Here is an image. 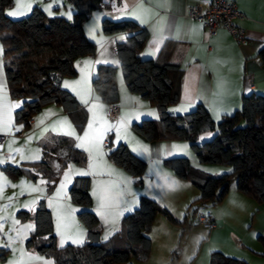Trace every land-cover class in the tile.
<instances>
[{
    "label": "crops",
    "instance_id": "crops-1",
    "mask_svg": "<svg viewBox=\"0 0 264 264\" xmlns=\"http://www.w3.org/2000/svg\"><path fill=\"white\" fill-rule=\"evenodd\" d=\"M107 1L108 7L94 10L83 24L86 35L97 45L96 53L76 58L74 67L77 74L67 76L62 81L64 87L65 81L81 82L75 86L77 91L65 88L74 93L87 111L86 123L82 130L77 131L72 116L58 103L45 105L33 116L28 127L24 123L16 122L15 111L18 107L11 108V105L17 103L20 105L21 100L13 98L10 93L4 48L0 40V108L4 111L10 109L11 115L8 128L0 130L1 134L6 135L5 141L0 144V247L8 250L6 258L0 259V264H53L49 256L26 246V241L34 229V213L41 198L46 199L51 210L58 245L62 246V240L66 242L63 246L69 243L77 244L73 242L76 239L82 238L83 242L86 240L87 227L78 216L77 224H65L66 229H69L67 234L62 235L60 224L58 230L55 210L58 213L59 208L70 210L73 204L78 205L72 202L69 189L68 193L58 197L55 190L47 193L46 178L33 179L30 176L13 178L3 169V166L8 164L22 165L40 160L43 156L41 143L50 134L68 135L69 131H74L75 135L68 136L73 137L78 145L81 141L76 137H83L85 132L89 131V123H93L92 142L83 148L87 152L85 165L70 163L62 167L60 172L69 173L67 182L70 184L76 176H90L92 209L100 219L103 239L121 228L119 221L138 206L140 195L154 196L148 193L151 187L147 182L139 185L135 176L108 158L109 143L116 146L124 142L134 153L145 159L147 165L143 173L144 180L159 181L163 194L173 197L178 204L197 197L194 186L192 188L188 180L176 176L164 162L179 155L189 156L193 160V150L186 140L151 141L134 129V123L144 118H158L159 111L156 105L127 88L120 69L116 45L118 41L125 40L128 33L105 34L102 31V20L105 17L114 20L132 19L149 30V39L140 52L143 58H157L165 42H173L170 55L182 70L180 99L169 106V111L173 114L187 113L197 104H204L213 118L219 121L223 115L233 113L241 106L243 94H264V64L256 57L264 46V0H234L245 14V17L237 20L247 33L246 41L240 44L224 27L219 28L217 33L210 37L203 22L187 17L185 12L189 4L200 2L207 6L211 0ZM29 4L30 9L26 7ZM18 6L25 14L10 15ZM34 6L41 7L50 16L61 15L69 20L73 19L74 8L68 0H13L6 13L12 18H21L29 14ZM142 19L146 23H142ZM153 41L159 42L158 51L157 44ZM101 64L117 67L116 78L120 93L117 102L120 105V117L114 127L106 115L107 103L100 99L92 85L97 67ZM81 95L88 101L87 104L83 102ZM153 112L156 115H152ZM97 129L100 132H97ZM108 134L113 136L112 141L105 138ZM185 145L186 149L183 148ZM143 147H146L147 151H143ZM89 148L94 151V155L92 163L87 167L91 157ZM96 178L99 180L96 181ZM213 205L216 208L212 213L209 212L208 217L213 222V226L209 227L213 229L210 236L223 230H228L230 236L218 238L216 241L222 244L219 245L221 247H216L217 249L211 247L207 259L209 260L212 251L220 250L250 264H264V242L261 238L264 224L256 225L255 229L263 246L258 241L255 244L248 241L249 243H242L244 246L236 244L232 247L231 240L234 237L239 240L241 235L237 233V224H226L224 218L225 213L235 214L250 208L264 221V203H258L252 197L243 194L233 184L227 196ZM76 210L78 215L81 208L77 207ZM16 224L22 228L19 236H16L18 234ZM28 225L32 227L29 228ZM11 227L15 228L14 231H10ZM245 237L248 239V236ZM210 239L212 240V237Z\"/></svg>",
    "mask_w": 264,
    "mask_h": 264
},
{
    "label": "trees",
    "instance_id": "trees-1",
    "mask_svg": "<svg viewBox=\"0 0 264 264\" xmlns=\"http://www.w3.org/2000/svg\"><path fill=\"white\" fill-rule=\"evenodd\" d=\"M68 1L74 8L72 20L61 15L50 16L39 6H34L24 17L12 18L6 9L13 0H0V40L6 77L12 97L21 100L15 111L16 122L27 127L33 116L49 103L60 104L72 116L76 129L82 130L86 123V109L62 81L77 74L76 58L96 53L97 45L86 35L83 24L94 10L108 7L109 2ZM102 31L108 35L128 33L127 38L116 45L124 82L131 92L156 105L159 111L158 118H144L134 123V129L151 141L186 140L200 162L231 167L222 175H212L195 166L185 155L166 159L165 164L176 176L198 187L200 193L193 200L194 204L221 202L233 183L243 194L264 203V94H243L241 106L219 121L204 104H197L187 113L173 114L169 106L180 99L182 77L179 64L170 55L173 42L166 41L157 58H143L140 52L150 36L146 27L132 19L105 17ZM256 57L264 64V46ZM116 72V66L101 64L93 78L94 91L106 103L119 100ZM208 131L215 135L200 142V136ZM41 145L43 156L40 160L22 165L8 164L3 169L13 178L44 177L46 191L51 193L62 167L70 163L85 165L87 153L68 135L50 134ZM107 156L135 176L139 185L143 184L147 162L126 143L110 147ZM90 187V176L79 175L69 188L72 202L85 207L78 212L79 219L87 227L85 242L58 245L51 210L46 199L41 198L34 213V229L26 241L27 248L51 257L53 264H134L132 259L146 261L149 256L152 248L149 231L158 213H163L175 224L186 222L157 200L140 195L138 206L123 216L121 228L103 239L100 219L92 209ZM7 251L0 247V259L6 258ZM209 264L250 263L214 250L210 253Z\"/></svg>",
    "mask_w": 264,
    "mask_h": 264
},
{
    "label": "rangeland",
    "instance_id": "rangeland-1",
    "mask_svg": "<svg viewBox=\"0 0 264 264\" xmlns=\"http://www.w3.org/2000/svg\"><path fill=\"white\" fill-rule=\"evenodd\" d=\"M112 126L114 127L113 124ZM77 131L79 130L77 129ZM212 132L213 131H208L206 133H203L200 136V142L211 139L215 135L214 134L215 132L213 134ZM112 137L113 136L110 134L105 136V138L108 139L110 138L111 141H112ZM186 142L190 145L188 141ZM114 145L115 144L113 143L112 144L109 143L107 150H109L110 147H114ZM192 152L194 155V159L191 160L189 156L187 157L190 158L191 162L195 166L204 169L206 172L211 173L212 175H222L230 171L231 167L225 164L202 163L198 160L194 151ZM90 155L91 157L88 166L86 165L87 167H89V165L93 161L94 151H91ZM66 174L69 173L65 172L59 175L58 183L54 188L55 193L58 197L68 193V189L71 186V184L67 182L68 180L65 179ZM95 180L98 181L99 179L96 178ZM144 181L147 182V184H149L151 187V190L148 193L154 195V196H149V195L147 196L157 200L160 203V205L167 207L172 212V214L175 217H177L179 220L186 219V222L184 224H175L169 221V219L163 213H158L149 231V234L152 238V248L150 250L147 260L138 261L132 259L131 262H133L134 264H209L208 262L209 260L207 259V253L208 251H210L209 249H211V247H213L212 249H217L216 247H221L219 245L222 244H219V242H217L216 240L223 236L224 237L230 236L228 230H223L221 232L215 233L213 236H210V233L211 231H213V229L209 228L210 226H208L207 223L200 221L202 216L208 218L209 212L212 213V211L216 207L212 203L194 204L193 202L194 199L192 200L190 199L189 200L190 202L188 201L182 204L181 203L178 204L173 197L168 196L167 194L166 195L163 194L162 189H160L159 181L153 179L144 180V175H143V182ZM61 184H64L65 187L61 188ZM189 184L191 187L194 186V188L197 190L196 192L198 197L200 193L198 187L192 184L190 181ZM72 206L73 207L70 210H67L65 208L64 209L59 208L58 213L55 210L56 224H58V217H59V224L61 228L60 231L63 233L62 235L67 234V231L69 230L66 229L67 227L65 224H77V222H79V219L77 217L78 216L77 210H76L77 207L81 209L85 208L81 205L73 204ZM195 208L197 209L196 213L193 212ZM224 215H225L224 218L226 219V224H237V233L241 235L240 236L241 238H239V240H236L235 237L234 239L231 240L232 247H234V245L236 244L240 246H244V244L242 243L244 242L249 243L248 241H251L252 244L257 243L258 241L260 242L261 246H263L262 242L258 239V231H256L255 229H256V225L264 224V221L258 217V214L255 211L248 208L246 210L236 212L235 214L225 213ZM121 223L122 220L119 221V224ZM221 223L222 222H220V224ZM112 225L114 224H109V226ZM16 226L18 231V234L16 236H19L22 228H20L18 224H16ZM14 229L15 228L11 227L10 231H14ZM245 236H248V239ZM210 237H212V240L210 239ZM225 247L228 246L225 245ZM49 258L53 262L52 258L51 257ZM129 263L130 262H123L118 264H129Z\"/></svg>",
    "mask_w": 264,
    "mask_h": 264
},
{
    "label": "built area",
    "instance_id": "built-area-1",
    "mask_svg": "<svg viewBox=\"0 0 264 264\" xmlns=\"http://www.w3.org/2000/svg\"><path fill=\"white\" fill-rule=\"evenodd\" d=\"M185 13L190 19L203 22L210 37L214 36L219 28L224 27L237 43H243L247 39L245 28L237 23V20L245 17V14L234 0H211L207 6L200 2L189 4ZM106 115L115 126L120 117V105L117 101L107 103ZM5 138L6 135L0 133V144H3ZM200 221L213 226V222L205 216H202ZM261 238L264 242V231L261 233Z\"/></svg>",
    "mask_w": 264,
    "mask_h": 264
},
{
    "label": "snow or ice",
    "instance_id": "snow-or-ice-1",
    "mask_svg": "<svg viewBox=\"0 0 264 264\" xmlns=\"http://www.w3.org/2000/svg\"><path fill=\"white\" fill-rule=\"evenodd\" d=\"M26 7L28 9H30L31 8V5L29 4ZM141 8H142V6H141ZM23 14H25V13H24V11L19 6H18V9L17 10H14V11L10 12V15H12V16H19V15H23ZM134 15H135V13H134ZM141 22L142 23H146V21H144L143 19L141 20ZM153 43L157 44V51H158V49H159V42L153 41ZM80 83H81L80 81H74V82L65 81V87L71 88L73 91H77V89H76L75 86L78 85V84H80ZM77 94L80 95L79 92ZM81 99H83V102L85 104L88 103V101L83 98V95H81ZM19 106L20 105L17 103V104L11 105V108H15V107H19ZM152 115H156V113L153 112ZM94 120H95V114H94ZM65 122H67L66 119H65ZM10 123H11L10 109L8 111H4L2 108H0V130H3V129L8 128V126L10 125ZM69 127H71L70 124H69ZM88 128H89V131H86L83 137H79V136L76 137L78 140L81 141V143L78 144L77 147L84 148L86 146V144L92 142V130H93V123L92 122L89 123ZM96 131L97 132H100L99 129H97ZM67 134L68 135H75V132L74 131H69ZM100 135H102V133H100ZM96 139H98V137ZM183 148L186 149L187 148V145L183 146ZM88 150L91 151V148H89ZM143 151H147V148L146 147H143ZM82 174H86V173H82ZM65 179L66 180L69 179V177L67 176V174L65 176ZM64 187H65V185L64 184H61V188H64ZM101 214L103 215V213H101ZM27 227L31 228L32 226L31 225H28ZM58 230H59V217H58ZM107 238L108 237L105 236V239H107ZM69 239H71V237H69ZM73 242L74 243H77V244H82L83 243V239L82 238L81 239H76ZM63 243H64V241L62 240L61 241V245L62 246H63Z\"/></svg>",
    "mask_w": 264,
    "mask_h": 264
},
{
    "label": "water",
    "instance_id": "water-1",
    "mask_svg": "<svg viewBox=\"0 0 264 264\" xmlns=\"http://www.w3.org/2000/svg\"><path fill=\"white\" fill-rule=\"evenodd\" d=\"M54 164L57 165V159H54Z\"/></svg>",
    "mask_w": 264,
    "mask_h": 264
}]
</instances>
